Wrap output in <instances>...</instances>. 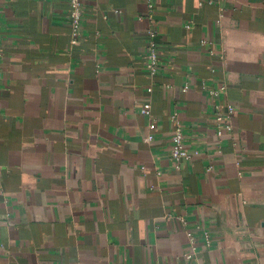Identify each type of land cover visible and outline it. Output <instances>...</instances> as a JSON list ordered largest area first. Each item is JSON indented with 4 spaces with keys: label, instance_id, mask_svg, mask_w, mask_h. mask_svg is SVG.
<instances>
[{
    "label": "crops",
    "instance_id": "0c3cea01",
    "mask_svg": "<svg viewBox=\"0 0 264 264\" xmlns=\"http://www.w3.org/2000/svg\"><path fill=\"white\" fill-rule=\"evenodd\" d=\"M70 2L0 0V264H264V0Z\"/></svg>",
    "mask_w": 264,
    "mask_h": 264
},
{
    "label": "built area",
    "instance_id": "2783aa9c",
    "mask_svg": "<svg viewBox=\"0 0 264 264\" xmlns=\"http://www.w3.org/2000/svg\"><path fill=\"white\" fill-rule=\"evenodd\" d=\"M71 25L73 29L74 37H77L81 34L82 26H83V6L82 0H71ZM0 25V59L3 57V38L2 31ZM151 36H156L155 32L152 31ZM148 58L150 59V64L148 65V69L152 75H155L157 72V61L159 59V51L157 49V45L154 41L150 42L148 46ZM213 95H217V91L212 92ZM1 107V103H0ZM235 107L232 105L228 106V113L225 119V126L219 130V135L223 136L224 131H228L231 133L233 127L231 125V118L235 114ZM142 113L144 115L151 114V104H145L142 109ZM153 136L151 135L147 141H151ZM197 153V152H195ZM171 155L175 161L176 166L179 168V164L182 160L191 159L194 155L191 152L185 142V134L183 127L180 123H176L173 132H172V146H171Z\"/></svg>",
    "mask_w": 264,
    "mask_h": 264
}]
</instances>
